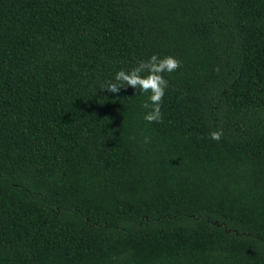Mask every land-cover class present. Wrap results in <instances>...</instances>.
<instances>
[{
    "label": "trees",
    "instance_id": "obj_1",
    "mask_svg": "<svg viewBox=\"0 0 264 264\" xmlns=\"http://www.w3.org/2000/svg\"><path fill=\"white\" fill-rule=\"evenodd\" d=\"M0 264H264V0H0Z\"/></svg>",
    "mask_w": 264,
    "mask_h": 264
},
{
    "label": "clouds",
    "instance_id": "obj_2",
    "mask_svg": "<svg viewBox=\"0 0 264 264\" xmlns=\"http://www.w3.org/2000/svg\"><path fill=\"white\" fill-rule=\"evenodd\" d=\"M180 66V61L174 57L160 58L153 55L149 60L139 62L138 66L129 71H118L115 75V82H107L104 91L119 94L122 89L131 88L135 91L139 90L143 94H148L147 100L142 104V107L147 110L144 120L148 123L161 122V105L165 90L168 87L164 73L175 72ZM222 136V130L210 133V138L215 141H219Z\"/></svg>",
    "mask_w": 264,
    "mask_h": 264
}]
</instances>
